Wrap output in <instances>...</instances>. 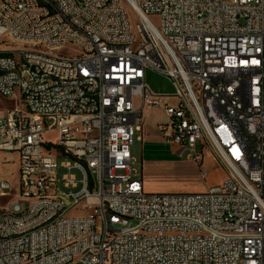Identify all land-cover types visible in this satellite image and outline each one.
I'll list each match as a JSON object with an SVG mask.
<instances>
[{
    "label": "built area",
    "instance_id": "1",
    "mask_svg": "<svg viewBox=\"0 0 264 264\" xmlns=\"http://www.w3.org/2000/svg\"><path fill=\"white\" fill-rule=\"evenodd\" d=\"M0 53L14 101L0 152L18 154L22 179L20 210L0 213V264H264V0H0ZM148 70L173 92L154 91ZM154 109L180 155L219 160V185L145 190L133 131Z\"/></svg>",
    "mask_w": 264,
    "mask_h": 264
},
{
    "label": "rangeland",
    "instance_id": "2",
    "mask_svg": "<svg viewBox=\"0 0 264 264\" xmlns=\"http://www.w3.org/2000/svg\"><path fill=\"white\" fill-rule=\"evenodd\" d=\"M128 14L133 22L134 30L138 19L135 11L127 6ZM152 20L159 25V16L151 15ZM25 46V42L14 43V47ZM64 54H75L78 49L73 46L64 47ZM146 79L151 88L159 93H172L173 83L167 77L154 71L148 70ZM13 106V101L0 95V108ZM154 115L159 120H165V114L158 111ZM142 133L133 131L134 143L132 145V156L134 159L133 167L137 169L143 179L144 188L147 192L163 193H190L206 192L210 187L219 185L226 177L227 172L215 158L210 150L204 149L205 155L203 165L188 157L189 150H185L181 155L177 152L179 145L174 146L161 136V139H153V143L143 142L138 138ZM57 132L44 134V139L55 141ZM178 147V148H177ZM196 152L202 150L198 142ZM13 160H4L0 157V177L14 181V189L7 193V196L0 195V213L11 208L12 203L17 201L18 189L17 179H15L17 167ZM204 171L206 176H204ZM13 172V173H12ZM15 172V174H14ZM94 177L90 175L92 183ZM93 190V187L91 188ZM81 209L72 211L71 215L80 214Z\"/></svg>",
    "mask_w": 264,
    "mask_h": 264
},
{
    "label": "crops",
    "instance_id": "3",
    "mask_svg": "<svg viewBox=\"0 0 264 264\" xmlns=\"http://www.w3.org/2000/svg\"><path fill=\"white\" fill-rule=\"evenodd\" d=\"M1 96L3 97V95H1ZM13 98H20V97H19L18 94H14ZM10 100L13 101L12 99H10ZM13 104H14V101H13ZM10 107H12V106H9V107H6V108H0V117L5 116V111L8 108H10ZM158 111L163 112L165 114L163 109H154V110H152L150 112L149 116L146 119L145 126L143 128L142 134L138 136V138H141V140L144 143L145 142L146 143L149 142V144H152L153 143V139H161L162 133H161L158 125H159V123H164L167 120V116L165 114V120L164 121L163 120H159L158 116L154 115V113L156 114ZM174 146H176V145H174ZM177 152H178V149H177ZM0 157L2 159H4V160H7V162L9 160H13L14 161L13 163L17 167V171H16V175H15L16 176L15 179H16L17 176H18V168H19V157H18V154L15 153V152H0ZM14 174H15V172H14ZM0 178H2V177H0ZM2 179H6V178H2ZM7 180H9V179H7ZM8 192H10V191H7V193Z\"/></svg>",
    "mask_w": 264,
    "mask_h": 264
},
{
    "label": "bare ground",
    "instance_id": "4",
    "mask_svg": "<svg viewBox=\"0 0 264 264\" xmlns=\"http://www.w3.org/2000/svg\"><path fill=\"white\" fill-rule=\"evenodd\" d=\"M131 9L135 11L134 5H127ZM127 17L128 21H132L129 17L128 10H127ZM133 32H140V22L136 23V30H134L133 26ZM17 42H25V39H17ZM7 59L10 62H19V54H16V51L14 49H8L7 50ZM0 61H2V54L0 53ZM25 76H32V68H25ZM18 94L20 97V90H13V95ZM5 116L0 117V120H4ZM17 188H22V179H17ZM34 188H38V194L39 195H46V188L41 187V181H34ZM11 189H7V191H10ZM13 210H20V200H17L12 204Z\"/></svg>",
    "mask_w": 264,
    "mask_h": 264
}]
</instances>
